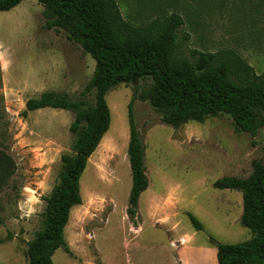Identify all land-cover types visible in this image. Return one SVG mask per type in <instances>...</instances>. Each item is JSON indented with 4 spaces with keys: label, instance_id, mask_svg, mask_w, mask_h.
I'll return each mask as SVG.
<instances>
[{
    "label": "rangeland",
    "instance_id": "obj_1",
    "mask_svg": "<svg viewBox=\"0 0 264 264\" xmlns=\"http://www.w3.org/2000/svg\"><path fill=\"white\" fill-rule=\"evenodd\" d=\"M117 1L123 17L135 25L181 15L186 24L178 33L177 52L184 57L192 58L193 50L233 49L264 74V0ZM95 67L96 61L64 30L46 26L44 7L37 0H23L0 12V140L15 169L1 199L0 264H29L28 242L42 227L44 198L58 183L62 156L73 154L74 113L43 108L25 114L26 102L45 91L80 100ZM152 82L147 78L120 84L107 94L112 122L102 146L104 157L88 163L81 178L83 203L72 209L65 231L80 258L60 248L54 264H142L138 244L164 246L168 254L171 230L166 228L176 221L179 230L191 227L210 242L213 237L236 244L252 237L241 219L236 223L243 211L242 193L217 189L214 183L224 176L246 178L252 173L253 162L264 159V128L253 138L238 130L228 115L179 127L163 124L150 101L140 96ZM134 94L150 180L139 201L138 227L127 214L132 187L128 104ZM94 99L87 97L89 103ZM164 209H177L179 217L161 224L156 216ZM190 215L202 223V230ZM147 260L158 264L156 255Z\"/></svg>",
    "mask_w": 264,
    "mask_h": 264
},
{
    "label": "trees",
    "instance_id": "obj_2",
    "mask_svg": "<svg viewBox=\"0 0 264 264\" xmlns=\"http://www.w3.org/2000/svg\"><path fill=\"white\" fill-rule=\"evenodd\" d=\"M22 1L0 0V12ZM37 1L44 7L46 26L64 30L96 61L80 100L64 92L45 91L26 102L25 114L43 108L74 113L70 126L73 154L62 156L58 183L44 198L42 227L28 242L29 264H54L58 249L72 253L65 230L72 209L83 203L81 178L89 159L111 126L107 102L110 90L151 78L152 84L140 96L150 101L163 124L179 127L190 121L204 123L211 117L228 115L238 130L255 138L264 128V74H258L233 49L193 50L192 58L178 54V33L186 21L176 13L135 25L123 17L117 0ZM91 95L93 103L87 100ZM137 98L134 94L128 104L132 187L127 214L134 227L141 223L139 201L150 185L144 135L135 114ZM14 171L13 159L0 140V223L5 210L2 194L11 185ZM214 187L242 193L241 224L252 233L249 240L236 244L219 243L211 237L218 247V264H264V159L253 162L248 177L224 176L215 181ZM190 219L198 230L203 229L195 216L190 215Z\"/></svg>",
    "mask_w": 264,
    "mask_h": 264
},
{
    "label": "crops",
    "instance_id": "obj_3",
    "mask_svg": "<svg viewBox=\"0 0 264 264\" xmlns=\"http://www.w3.org/2000/svg\"><path fill=\"white\" fill-rule=\"evenodd\" d=\"M106 138H107V134L104 136L97 150L90 157L88 163L93 161V158L95 156L99 161L103 159L104 155L102 152V146ZM114 145L115 143L113 144V146ZM236 199L238 200L237 205L238 204L241 205L242 203L241 195H238ZM242 212L238 214L236 218V223L240 222ZM156 217L158 220H160L161 224L171 223L173 219L179 217V211L177 209H164L162 211H158ZM179 224L180 222L176 221L171 228H166L167 230H171V236L169 237L168 254H167V249L164 246L159 247L157 245L147 246V245L138 244V249L140 251L139 256L141 257L142 264H149V261L147 260L149 255L151 256L156 255L158 257V264H161L160 257L162 255V252L164 257V264H218L217 245L210 242L209 239L202 240L199 237V232L194 229H191V227H185L186 229L179 230ZM69 246L72 253L71 254L67 253V254L72 258L73 257L80 258L76 254L70 243ZM53 261H54V256H53Z\"/></svg>",
    "mask_w": 264,
    "mask_h": 264
}]
</instances>
